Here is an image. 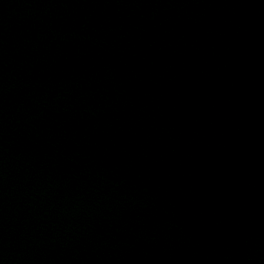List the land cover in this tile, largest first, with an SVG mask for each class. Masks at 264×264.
Masks as SVG:
<instances>
[{"label":"water","instance_id":"95a60500","mask_svg":"<svg viewBox=\"0 0 264 264\" xmlns=\"http://www.w3.org/2000/svg\"><path fill=\"white\" fill-rule=\"evenodd\" d=\"M0 264H264V0H0Z\"/></svg>","mask_w":264,"mask_h":264}]
</instances>
